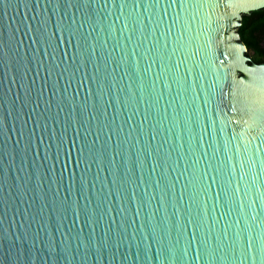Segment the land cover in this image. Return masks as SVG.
I'll return each instance as SVG.
<instances>
[{"label": "water", "instance_id": "95a60500", "mask_svg": "<svg viewBox=\"0 0 264 264\" xmlns=\"http://www.w3.org/2000/svg\"><path fill=\"white\" fill-rule=\"evenodd\" d=\"M264 0H0V264H264Z\"/></svg>", "mask_w": 264, "mask_h": 264}, {"label": "trees", "instance_id": "16d2710c", "mask_svg": "<svg viewBox=\"0 0 264 264\" xmlns=\"http://www.w3.org/2000/svg\"><path fill=\"white\" fill-rule=\"evenodd\" d=\"M239 33L253 61L264 63V10L244 16Z\"/></svg>", "mask_w": 264, "mask_h": 264}]
</instances>
